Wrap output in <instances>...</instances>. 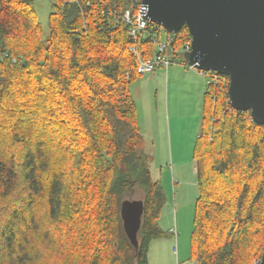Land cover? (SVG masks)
<instances>
[{"label": "trees", "instance_id": "16d2710c", "mask_svg": "<svg viewBox=\"0 0 264 264\" xmlns=\"http://www.w3.org/2000/svg\"><path fill=\"white\" fill-rule=\"evenodd\" d=\"M133 0H55L49 35L34 0H0V264H151L166 203L139 127L132 86L160 41L138 39ZM184 27L165 54L184 55ZM183 65L188 67L183 61ZM195 143L198 264H259L264 254V126L236 111L210 73ZM144 203L136 249L121 217Z\"/></svg>", "mask_w": 264, "mask_h": 264}, {"label": "rangeland", "instance_id": "374dc122", "mask_svg": "<svg viewBox=\"0 0 264 264\" xmlns=\"http://www.w3.org/2000/svg\"><path fill=\"white\" fill-rule=\"evenodd\" d=\"M55 0H34L37 18L49 35V16ZM152 36L164 45L173 36L161 28ZM173 59V56H169ZM177 63L154 74L141 75L132 86L139 113V127L151 156V170L160 181L166 195L160 225L171 234L152 245L151 264H198L191 259L190 236L198 197V185L193 151L201 132L205 113L206 92L210 73H202L183 65L184 55ZM174 158L185 161L173 164ZM189 159V160H187Z\"/></svg>", "mask_w": 264, "mask_h": 264}, {"label": "water", "instance_id": "95a60500", "mask_svg": "<svg viewBox=\"0 0 264 264\" xmlns=\"http://www.w3.org/2000/svg\"><path fill=\"white\" fill-rule=\"evenodd\" d=\"M142 5L144 19L168 34L186 27L192 38L186 65L227 77L232 107L264 126V0H143ZM143 213V201L121 205L124 231L136 249Z\"/></svg>", "mask_w": 264, "mask_h": 264}, {"label": "built area", "instance_id": "2783aa9c", "mask_svg": "<svg viewBox=\"0 0 264 264\" xmlns=\"http://www.w3.org/2000/svg\"><path fill=\"white\" fill-rule=\"evenodd\" d=\"M133 1H135L138 4L139 10L137 11V14L134 17H131L130 14H127L126 21L131 26L130 27L131 36H133L134 39H138L140 34L149 27L148 25L149 22L144 19L142 13L143 0H133ZM165 46L166 44L159 46L158 54L152 61L140 63L139 65L140 74L142 75L154 74L159 68H165L168 71L169 67L172 65V62L170 58L165 54ZM190 47L191 45L189 44V46L186 49V52L190 50ZM172 234H176V232L172 230Z\"/></svg>", "mask_w": 264, "mask_h": 264}, {"label": "crops", "instance_id": "0c3cea01", "mask_svg": "<svg viewBox=\"0 0 264 264\" xmlns=\"http://www.w3.org/2000/svg\"><path fill=\"white\" fill-rule=\"evenodd\" d=\"M156 73V72H155ZM187 160H189V159H187ZM172 162H173V164L175 165V164H177V165H179V166H182L183 165V163H185V161H182L180 158L179 159H175L174 158V155L172 156ZM152 169V168H151ZM153 174V173H152ZM173 230V229H172ZM171 230V231H172ZM151 252H152V248H151Z\"/></svg>", "mask_w": 264, "mask_h": 264}]
</instances>
